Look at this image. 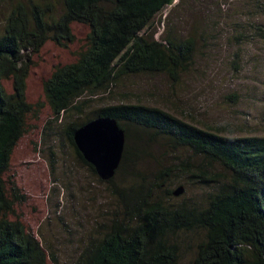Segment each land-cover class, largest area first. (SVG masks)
Listing matches in <instances>:
<instances>
[{
	"label": "trees",
	"instance_id": "trees-1",
	"mask_svg": "<svg viewBox=\"0 0 264 264\" xmlns=\"http://www.w3.org/2000/svg\"><path fill=\"white\" fill-rule=\"evenodd\" d=\"M175 1L62 0L64 11L56 18L48 0L30 9L20 5L8 18L0 36V264H48L50 258L42 241L20 221L10 220L19 198L10 199L4 176L26 132L27 117L36 111L27 100L30 57L23 54L29 49L39 52L50 39L68 48L75 41V23L90 29L86 48L74 63L59 67L45 81L44 92L51 121L64 122V133L79 159L97 174L79 152L74 133L94 119L111 117L126 135L116 174L133 160L132 128L203 157L214 170L203 182L216 188L201 208L193 210L171 208L148 186L130 194L124 190L119 194L122 213L102 237L92 239L75 264H182L179 236L193 231L204 237L189 264H264V137H225L140 104L109 105L82 123L74 119L84 112L85 101L109 93L124 78L165 75L178 82L192 70L199 44L195 35L172 29L158 39L150 32L156 17ZM251 2L254 16L264 17V0ZM253 30L264 40V24L252 23ZM7 80L13 82V93L7 91ZM217 169L224 173H215ZM167 176L162 173L159 180Z\"/></svg>",
	"mask_w": 264,
	"mask_h": 264
},
{
	"label": "rangeland",
	"instance_id": "rangeland-1",
	"mask_svg": "<svg viewBox=\"0 0 264 264\" xmlns=\"http://www.w3.org/2000/svg\"><path fill=\"white\" fill-rule=\"evenodd\" d=\"M256 1V0H253ZM48 0H0V36L20 5L30 9ZM54 16L63 14L62 0H51ZM251 0H176L156 20L150 32L174 30L195 35L198 49L192 70L173 82L165 75H137L122 79L109 93L90 97L82 123L101 107L121 103L158 108L201 129L225 137H264V40L254 36L251 24L263 25ZM75 41L68 48L48 40L37 53L29 49L26 132L16 146L4 176L14 206L11 221H20L49 250L48 264H75L92 239L102 237L122 213L119 196L148 186L171 208L193 210L203 206L216 188L205 183L212 167L189 149L176 150L164 139L130 128L128 161L110 183L102 181L77 156L64 133V122L54 123L44 83L62 66L74 63L87 45L88 26H72ZM198 29V30H197ZM239 39V40H237ZM13 93V82H4ZM55 128V129H54ZM59 132V134H58ZM168 175L159 180L162 173ZM215 173H224L217 169ZM227 179V178H226ZM224 178V180H226ZM179 187L181 196L168 195ZM204 234L179 236L181 263L189 264Z\"/></svg>",
	"mask_w": 264,
	"mask_h": 264
},
{
	"label": "water",
	"instance_id": "water-1",
	"mask_svg": "<svg viewBox=\"0 0 264 264\" xmlns=\"http://www.w3.org/2000/svg\"><path fill=\"white\" fill-rule=\"evenodd\" d=\"M74 141L84 159L91 164L101 180H112L119 169L126 144L125 131L111 117H100L79 127ZM184 193L179 187L174 191L178 197Z\"/></svg>",
	"mask_w": 264,
	"mask_h": 264
}]
</instances>
